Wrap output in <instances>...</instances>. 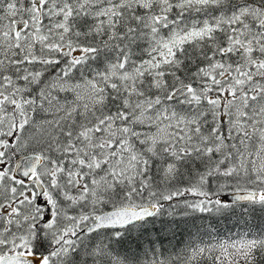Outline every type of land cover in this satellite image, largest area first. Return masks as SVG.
<instances>
[{
    "label": "snow or ice",
    "instance_id": "snow-or-ice-1",
    "mask_svg": "<svg viewBox=\"0 0 264 264\" xmlns=\"http://www.w3.org/2000/svg\"><path fill=\"white\" fill-rule=\"evenodd\" d=\"M0 264H264V0H0Z\"/></svg>",
    "mask_w": 264,
    "mask_h": 264
}]
</instances>
